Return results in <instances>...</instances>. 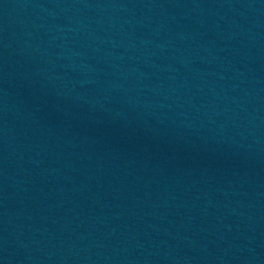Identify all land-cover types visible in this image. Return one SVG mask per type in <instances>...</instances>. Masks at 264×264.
<instances>
[{
	"label": "water",
	"instance_id": "obj_1",
	"mask_svg": "<svg viewBox=\"0 0 264 264\" xmlns=\"http://www.w3.org/2000/svg\"><path fill=\"white\" fill-rule=\"evenodd\" d=\"M0 264H264V0H0Z\"/></svg>",
	"mask_w": 264,
	"mask_h": 264
}]
</instances>
